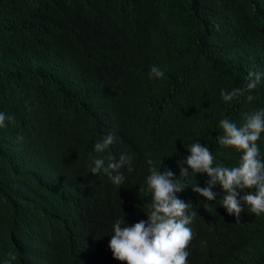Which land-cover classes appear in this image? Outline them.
<instances>
[{
	"label": "trees",
	"instance_id": "16d2710c",
	"mask_svg": "<svg viewBox=\"0 0 264 264\" xmlns=\"http://www.w3.org/2000/svg\"><path fill=\"white\" fill-rule=\"evenodd\" d=\"M249 70L264 73V0H0V112L15 117L0 127V264L9 252L12 264H125L109 241L116 219H148L147 159L183 179L178 162L199 141L214 166H238L219 121L239 127L264 108V75L251 103L220 93ZM257 143L264 158V133ZM121 153L133 157L123 185L90 172ZM212 190L214 201L177 194L196 212L188 264H264V213L237 222Z\"/></svg>",
	"mask_w": 264,
	"mask_h": 264
},
{
	"label": "clouds",
	"instance_id": "9594fccd",
	"mask_svg": "<svg viewBox=\"0 0 264 264\" xmlns=\"http://www.w3.org/2000/svg\"><path fill=\"white\" fill-rule=\"evenodd\" d=\"M150 75L161 78L164 72L158 66H152ZM262 75L264 73L249 70L242 86L221 91L222 100L231 104L243 98L251 103L256 98L253 93ZM241 115L243 122L239 127L228 117L220 119L222 134L217 136L220 145L232 147L242 153L238 166H214L215 157L209 147L201 145L199 141L193 142L187 148L190 155L183 162H178L179 176L183 179H177V175L170 169L159 171L155 161L147 159L150 174L146 177V191L152 195L148 219L130 226L124 217L115 220L113 235L109 241L114 259L125 264H188L190 253L187 248L195 236L189 225L196 212L190 213L191 203L177 195L188 187L208 201H214L217 194L212 189L218 182L225 192L221 205L230 215H235L237 222L246 208L256 215L264 213V158L257 143L264 133V108ZM14 120V116L0 112V127L5 126V121L14 123ZM17 139L22 141L23 137ZM114 143L115 135L109 133L95 143L94 150L103 153ZM132 160V155L128 153H121L118 159L100 156L94 158V166L90 167V172L99 174L102 171L114 185L121 186L125 182L121 169L127 167L129 172L132 171ZM162 162L163 160L160 165ZM185 163L187 167H184ZM189 173H206L210 179L206 181L205 187H200L197 181L194 184L188 182ZM241 192L244 195H240ZM15 260L16 255L9 252L5 264H12Z\"/></svg>",
	"mask_w": 264,
	"mask_h": 264
}]
</instances>
